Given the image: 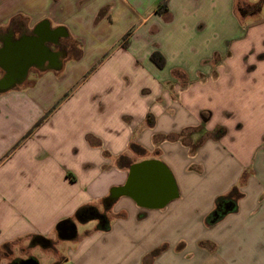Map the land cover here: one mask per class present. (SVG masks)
<instances>
[{
	"label": "crops",
	"instance_id": "obj_1",
	"mask_svg": "<svg viewBox=\"0 0 264 264\" xmlns=\"http://www.w3.org/2000/svg\"><path fill=\"white\" fill-rule=\"evenodd\" d=\"M230 16L249 22L246 34L219 49ZM263 25L264 0H0V53H66L0 89V252L38 236L70 243L55 264H123L100 245L122 246L117 227L133 216L127 264H264V49L246 47ZM123 72L132 74L126 88ZM7 74L0 62V85ZM66 104L69 122L58 129L77 140L46 142L45 124ZM43 111L52 112L26 137ZM153 159L179 197L162 210L128 197L108 208L130 166ZM225 203L234 208L223 214ZM91 211L105 218L86 220ZM68 220L77 233L63 239ZM89 221L95 227L80 234ZM29 259L40 264L19 255L8 264Z\"/></svg>",
	"mask_w": 264,
	"mask_h": 264
},
{
	"label": "water",
	"instance_id": "obj_2",
	"mask_svg": "<svg viewBox=\"0 0 264 264\" xmlns=\"http://www.w3.org/2000/svg\"><path fill=\"white\" fill-rule=\"evenodd\" d=\"M56 56L45 47L43 49L4 50L0 53V62L5 65L8 74L6 80L0 85V89L11 88L17 79L22 80L26 77L31 66H44L50 58H56ZM121 197L132 199L143 209L162 210L176 200L179 193L171 171L161 161L153 159L130 166L126 183L111 190L106 199L107 207L110 208ZM233 208V203H225L222 213L225 214ZM104 218V215L91 211V216L86 220ZM58 231L59 236L63 239H72L77 233L76 225L69 220L63 221L58 227ZM23 264H37V262L34 259H29Z\"/></svg>",
	"mask_w": 264,
	"mask_h": 264
},
{
	"label": "rangeland",
	"instance_id": "obj_3",
	"mask_svg": "<svg viewBox=\"0 0 264 264\" xmlns=\"http://www.w3.org/2000/svg\"><path fill=\"white\" fill-rule=\"evenodd\" d=\"M230 15H231V13H230ZM241 23L239 21H233L232 17L230 16L229 38H227V39H222V37L219 38V43H220L219 49H230L231 44H232V43L230 44V42H233L234 39L237 40L238 38L243 37L246 34L245 27L247 26V24L249 22H245V25L241 24ZM252 34H253L252 39L250 40V43L246 45V47L248 46V48H250V49H264V25L261 28H259L256 33L254 31V32H252ZM52 50L55 51L56 49H52ZM178 71H180V70L176 69L175 74H179ZM120 77L122 78V80H120V83L123 85V87L124 88L128 87L127 84H129V82H130L129 79H130V77L132 78V74L129 75V72H126V73L123 72V74L120 75ZM28 83H30V82H28ZM27 84H25L24 86H27ZM132 88L134 89V91L137 90L136 86H134ZM138 94L142 95L141 88H139ZM99 97H100V95L97 94V97H94L93 99L96 101L99 99ZM54 105H55V103H53L50 106V109ZM79 105L82 106V104H79ZM212 107L215 108V111L218 113L219 116L222 115V111L219 109L221 107L220 104L212 103ZM47 111H43V115L45 114L44 117L48 114ZM67 111H68V106L66 104L65 107L63 106L62 108L58 109L57 113L55 115H52L49 122L45 124L44 129H43L44 130L43 132H45V133L41 134V135L43 137H45L46 142L56 141V143L62 142V143H69L72 145L77 140V136H78L77 134L70 133V132H68L67 134L66 133L64 134L61 132V130L58 129L62 125H67V123L69 122V119L66 116ZM228 120H230V119H228ZM235 120H237V119H235ZM29 124H30L29 117L22 118L18 122L17 127L13 126V130L22 131ZM56 131H58L59 133L57 134ZM83 138L86 140V142H89L87 137L84 136ZM81 141L84 142L83 139ZM66 150L67 149H65V151ZM135 152L139 155H141L143 153V151L137 150V149L135 150ZM13 166H15L14 169L17 168L16 164H14ZM132 217L133 216H131V218L127 220V222H126L127 227L126 228L119 229V228H121V226L117 227L118 230L116 232V236H120V239H124L125 240L124 244L120 247H117L118 249L115 251H110L113 249H111V247L109 245H107V246L106 245H100V249H101L100 253H102V251L105 249L106 251L104 253L110 255L112 258H114V256H115L116 258H118V260H120L118 263L123 261V264H127L128 262L131 261V258L133 255V252H132L133 246L131 245L129 238H130V232H131V227H132L131 221L132 220L135 221V218H132ZM95 222L96 221H89L85 224L79 225L78 232L81 234V233H85L87 231L92 230L95 227ZM133 224H134V222H133ZM133 228H134V226H133ZM110 237L114 238L115 233L112 236H109V238ZM140 238L144 239L145 237H144V235H140ZM126 239H129V240H126ZM70 246H71L70 243H66L65 245L60 246L59 241H49L48 248H45L41 244H39L37 246H32L30 242L18 243V244H14V245H10V246L8 245L3 249L2 252H0V264H8L11 260H13L14 258H17L18 255L21 257H24V258H27L28 256L36 257L40 264H55L57 262V260L55 259L56 255L64 253L63 250H67L68 247H70ZM41 250H42V252H41ZM94 250L97 252L98 246H95ZM45 252H52V254L49 255Z\"/></svg>",
	"mask_w": 264,
	"mask_h": 264
},
{
	"label": "trees",
	"instance_id": "obj_4",
	"mask_svg": "<svg viewBox=\"0 0 264 264\" xmlns=\"http://www.w3.org/2000/svg\"><path fill=\"white\" fill-rule=\"evenodd\" d=\"M168 12V6H167V3H163V4H161L159 7H158V9H157V13L158 14H160V15H163V14H165V13H167ZM151 60L159 67V68H163L164 66H165V59L163 58V56L159 53V52H157V51H155L153 54H152V56H151ZM52 112V111H51ZM50 112V113H51ZM50 113H48V114H50ZM46 115L41 121H39L33 128H32V130H30L29 132H28V134L26 135V137L27 136H29L32 132H33V130H34V128H36V127H38L44 120H45V118L46 117H48L49 115ZM26 137H24V138H26ZM20 143H18V145H19ZM18 145H16V147L15 148H17L18 147ZM68 177L69 178H71V179H73V177L70 175V174H68ZM38 244H41L42 246H44L45 248H48V246H49V242L47 241V240H45L43 237H34V238H32V240H31V245L32 246H35V245H38Z\"/></svg>",
	"mask_w": 264,
	"mask_h": 264
},
{
	"label": "flooded vegetation",
	"instance_id": "obj_5",
	"mask_svg": "<svg viewBox=\"0 0 264 264\" xmlns=\"http://www.w3.org/2000/svg\"><path fill=\"white\" fill-rule=\"evenodd\" d=\"M54 52H56V58H50L49 59V64L51 65V64H54L56 61H58L59 59H61L62 57H64L65 56V49H62V47H61V45H59L58 47H57V49L54 51Z\"/></svg>",
	"mask_w": 264,
	"mask_h": 264
}]
</instances>
